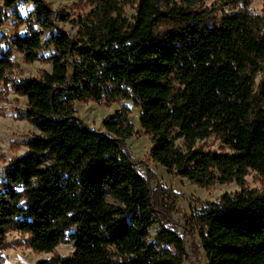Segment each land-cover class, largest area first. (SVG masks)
I'll return each instance as SVG.
<instances>
[{
    "label": "trees",
    "instance_id": "16d2710c",
    "mask_svg": "<svg viewBox=\"0 0 264 264\" xmlns=\"http://www.w3.org/2000/svg\"><path fill=\"white\" fill-rule=\"evenodd\" d=\"M18 1L32 3L34 17L12 13L23 33L0 35V84L12 68V50L33 62L48 32L53 52L44 58L49 72L11 83L26 100L21 117L40 136L26 142L0 181V264L10 231L27 234L34 252L72 241L69 254L34 264H183L172 194L153 175L143 177L124 151L132 130L128 110L104 119L101 133L73 109L76 101L108 105L117 99L139 108L155 163L197 185L234 180L241 186L201 215L207 264H264V191L242 188L247 170L264 179V14L249 12L251 0L223 1L241 7L211 25L171 2L163 10L159 0H137L128 20L115 0H91L75 38L56 24L45 0H0V27L3 10ZM164 19L176 25L156 34ZM209 137L227 151L196 146Z\"/></svg>",
    "mask_w": 264,
    "mask_h": 264
},
{
    "label": "rangeland",
    "instance_id": "374dc122",
    "mask_svg": "<svg viewBox=\"0 0 264 264\" xmlns=\"http://www.w3.org/2000/svg\"><path fill=\"white\" fill-rule=\"evenodd\" d=\"M55 13L56 24L61 27L66 35L75 38L77 20L86 15L93 6L91 0H45ZM121 14L128 20H132L135 13L137 0H115ZM226 0H159L163 10L166 2L176 6L189 7L194 16L200 18L202 23L213 24L223 13L240 9L238 1L223 5ZM252 14H264V0H251L248 8ZM33 4L18 1L14 8L4 9L7 16L0 27V35L12 38L17 32L22 34L24 26L17 28L14 25L12 13H17L23 20H33ZM176 25L175 21L164 19L158 21L155 33H162ZM34 29L38 28L34 24ZM48 32L41 37V48L37 51V58L33 62H26L23 55L12 50V68L6 72V81L0 84V181L11 159L22 155L26 151V142L34 136H40L34 123L24 119L23 111L26 108L24 97L15 94L11 88L12 82L25 78H38L42 72L51 70L50 63L44 58L53 52L47 45ZM3 44V48H7ZM122 107L128 110V120L132 126L131 134L124 139V151L133 160L138 172L148 178L154 176L155 180L171 194L175 202L171 218L178 234L184 237L186 255L183 264H207V255L200 246V234L205 231L201 221V215L212 202H218L224 194L233 196L240 192L239 186L234 180L220 183L213 182L209 185H197L177 175L175 170H167L155 163L150 156L151 137L147 135L139 125L140 110L131 100L117 99L111 104L82 101L74 102L75 115L90 129L104 133L102 126L104 119L114 118L116 112ZM181 147L180 143L176 142ZM202 150L214 152H226L227 150L215 137L196 144ZM242 188L254 194L264 191V179L253 170H247L243 177ZM107 202L117 206L118 203L111 197ZM154 229H151L152 235ZM73 250L72 241L66 239L60 242L52 252H34L27 245V234L10 231L6 234V244L1 249V264H34L38 259L49 258L53 254L67 255Z\"/></svg>",
    "mask_w": 264,
    "mask_h": 264
}]
</instances>
